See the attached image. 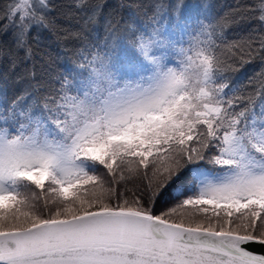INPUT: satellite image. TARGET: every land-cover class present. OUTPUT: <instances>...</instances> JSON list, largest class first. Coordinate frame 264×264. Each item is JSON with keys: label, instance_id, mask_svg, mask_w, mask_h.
<instances>
[{"label": "snow or ice", "instance_id": "snow-or-ice-1", "mask_svg": "<svg viewBox=\"0 0 264 264\" xmlns=\"http://www.w3.org/2000/svg\"><path fill=\"white\" fill-rule=\"evenodd\" d=\"M101 7L71 0L90 9L57 37L79 42L76 59L54 77L26 68L0 106V264H264L251 250L264 247V0L219 16L155 3L148 24L113 17L103 47L88 32ZM57 9L0 4L12 70Z\"/></svg>", "mask_w": 264, "mask_h": 264}, {"label": "trees", "instance_id": "trees-1", "mask_svg": "<svg viewBox=\"0 0 264 264\" xmlns=\"http://www.w3.org/2000/svg\"><path fill=\"white\" fill-rule=\"evenodd\" d=\"M13 2L14 0H0V4H11ZM91 2L99 3L102 7L95 21L88 25V32L91 40L103 47L104 38L107 35V25L113 17L118 16L121 19L122 29L125 26V22L128 21H135L138 25H145L149 23L148 17L152 15L153 4L171 5L176 3V0H91ZM184 2L188 4L189 10L192 11H195L203 3L210 9L212 14L219 16L230 11L238 4L251 5L254 0H184ZM53 3L58 6L56 11L50 13L55 27H33L28 35V42L35 52L33 59L20 64L15 70H12L10 68V60L7 57L0 58V106H4L7 101H10L23 90L25 82L17 78L23 74L26 68H31L34 65L38 78L41 76L54 77L58 73L63 72L76 59L75 50L79 46V42L73 39H57V37L64 35L63 31H61L62 29L70 31L80 30L87 14H90V9L71 8V0H53ZM121 3L125 7L121 8ZM67 11H72L75 15L69 18L63 14ZM256 24L257 21L242 23L230 29V34L233 38L243 35ZM0 46L13 47L11 31L7 35L0 34ZM117 54L126 58L138 55L131 48L126 53L118 51ZM19 55L23 56L22 50ZM258 69L259 65L255 63L245 65L240 72L234 74L233 78L237 82H243ZM154 212L157 215L161 214L157 203Z\"/></svg>", "mask_w": 264, "mask_h": 264}, {"label": "rangeland", "instance_id": "rangeland-1", "mask_svg": "<svg viewBox=\"0 0 264 264\" xmlns=\"http://www.w3.org/2000/svg\"><path fill=\"white\" fill-rule=\"evenodd\" d=\"M173 195H175L174 190L172 192V195H169L166 193L164 196L159 198V201L157 202V204H158V209L160 210V212L167 209L174 202ZM174 219H178V218L174 217Z\"/></svg>", "mask_w": 264, "mask_h": 264}, {"label": "water", "instance_id": "water-1", "mask_svg": "<svg viewBox=\"0 0 264 264\" xmlns=\"http://www.w3.org/2000/svg\"><path fill=\"white\" fill-rule=\"evenodd\" d=\"M251 250L260 253V252H264V247H261L259 245H254L252 246Z\"/></svg>", "mask_w": 264, "mask_h": 264}]
</instances>
